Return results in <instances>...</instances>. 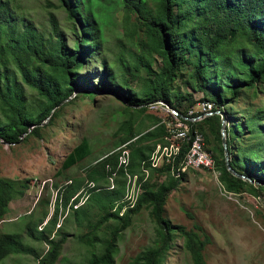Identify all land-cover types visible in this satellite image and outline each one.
Wrapping results in <instances>:
<instances>
[{"label": "trees", "instance_id": "16d2710c", "mask_svg": "<svg viewBox=\"0 0 264 264\" xmlns=\"http://www.w3.org/2000/svg\"><path fill=\"white\" fill-rule=\"evenodd\" d=\"M117 5L124 11L123 33L133 40L137 50L129 53L135 60L132 65L120 57L119 61L130 79L141 80V86L136 90L129 87V80L122 74L117 80L99 55L105 19ZM43 8L46 26L37 27L28 17L18 13L16 0H0V140L8 144L17 143L23 134L29 132L38 136L40 123L47 117L50 121L56 107L77 88L81 89L78 91L80 94L105 91L121 96L124 104L137 112L144 110V104L161 101L188 124L190 131L201 132L205 142L206 135L196 128L197 123L183 119V116L195 115H186L181 109L182 103L187 102L189 107L195 100L188 92L178 94L174 81L179 77L189 90L199 89L201 99L214 104L211 110L219 111L228 99L226 91L236 97L242 88L264 82V0H56V3L44 0ZM49 8L64 11L63 25L59 24ZM130 18L132 22H128ZM154 55L160 59L157 70L152 68ZM98 60L101 71L95 76V83H92L83 72H79ZM140 68L148 77L139 75ZM133 115L129 113L119 124L121 134L114 143V148L123 144L128 148L125 170L122 166H116V151L99 159L86 174L87 181L92 182L93 186L83 203L86 199L88 202L92 195L94 201L102 200L98 206L103 209V214L91 224L92 230L109 219L118 223L108 237L100 238L93 233L87 242L84 235L86 244L96 242L101 246L99 253L91 252L87 264H114L118 233L143 205L149 207L153 221L161 231L160 240L139 251L130 264H161L173 231L183 237L192 263L205 264L202 250L208 242L207 235L198 226H194V230L186 229L163 216L165 198L177 186L184 172L175 177L169 165L151 167L146 161L155 143L162 141L166 133L165 123L151 116L152 127L136 131L133 128ZM219 117L218 114H210L200 120L207 123L210 132L217 130L218 137ZM240 128H244L243 138ZM224 137L227 163L244 178L233 176L226 169L219 138L217 155L211 153L214 167L219 172V182L229 191L244 188L254 192L262 189L264 109H255L243 117L240 124L231 121L229 126H225ZM236 140L241 142L240 146L235 143ZM185 147L186 144L181 145L179 157ZM89 153V144L83 138L64 156L60 169H67ZM141 162H144L146 169L165 172L166 179L152 186L142 183L131 206L124 207L122 201L114 206L115 201L123 195L124 182L114 178L115 186L111 187L100 183H107L110 172L116 171L123 177L125 173L144 172ZM106 165H110V169L104 172ZM176 165L175 162L173 168ZM26 182L0 177V220L14 194H22L27 187ZM79 187V181L70 180L61 190L58 188L60 192L52 214L42 226L37 227V223H41L46 213L37 221L26 219L23 230L32 240L46 244L43 253L39 255L22 243L19 234L3 232L0 233V261L9 254L18 253L33 255L41 264H55L67 235V232L60 230V224L55 227L57 211L60 205L65 207L78 202ZM113 206V210H110ZM83 212L84 205L73 208L77 222L78 214ZM78 238L83 241L82 235Z\"/></svg>", "mask_w": 264, "mask_h": 264}, {"label": "rangeland", "instance_id": "374dc122", "mask_svg": "<svg viewBox=\"0 0 264 264\" xmlns=\"http://www.w3.org/2000/svg\"><path fill=\"white\" fill-rule=\"evenodd\" d=\"M51 1L56 3V0ZM16 3L19 14L28 17L37 27L46 26L44 0H16ZM49 9L54 12L59 24L63 25L64 11L59 8ZM123 14L122 7L117 5L105 19L99 55L106 61L108 71L116 75V79L122 74L129 80V87L136 90L141 86V80L130 79L119 61L120 57L122 61L132 65L135 60L129 53L137 52L133 40L123 33ZM132 20L130 18L128 22ZM99 63V60L91 63L89 68L84 67L86 69L79 73L83 72L92 83H95V76L101 71ZM159 66L160 59L154 55L152 68L157 70ZM139 75L148 77L143 68L139 69ZM173 84L178 94L188 92L195 100L189 107L184 101L181 109L186 114L191 110L189 116L195 115L193 121L197 123L196 128L206 135V148L213 155H217L221 137H218L217 130L210 132L207 123L200 121L205 116H198L203 111L201 103L205 102L201 99V91L189 90L179 77ZM79 90L81 89H75L70 97L56 107L50 121L47 117L40 123L38 136L28 131L29 133L23 134L17 143L8 144L0 141V177L16 181L27 180V187L22 194H14L9 201L7 212L0 220V233L19 234L21 242L33 248L39 255L45 251L46 244L34 241L25 234L23 227L26 219L37 221L46 213L41 223H37V227L42 226L52 214L62 187L70 180L80 182L78 202L71 206L60 205L57 211L55 227L60 224V230L67 232V235L55 264H87L91 252L99 253L101 246L96 242L92 245L86 244L84 235L87 242L93 233L100 238L108 237L111 229L118 225L115 220L109 219L93 231L91 224L103 214V209H99L98 206L102 200L96 202L90 195L88 202L87 199L85 203L83 202L88 190L93 186L92 182L87 181L86 174L99 159L119 151L120 146L114 148V143L121 134L118 130L119 124L129 113L134 114L133 128L136 131L150 129L151 116L164 123L178 118L172 113L171 108L161 101L155 106L149 105L150 102L144 104V110L137 112L130 110L121 96H114L105 91L80 94ZM226 97L228 99L220 106L225 117V126H229L231 121L240 124L243 117L255 109H264V82L250 88H242L236 97H232L230 91H226ZM214 114L219 115L216 112L211 113ZM243 134L244 128L241 138L244 137ZM83 138L89 144L90 153L67 169L61 170L60 165L64 156ZM239 140L235 141L238 146L241 145ZM109 169L110 165H106L104 172ZM218 173L206 169L184 170L177 186L165 198L163 216L171 223L181 224L186 229L194 230V226H198L207 235L208 242L202 250L205 264H264V184L262 189L254 192L244 188L240 191H229L219 182ZM114 178L124 182L123 195L115 201V206L116 202L122 201L125 195H128L131 182L135 183L132 191L134 195L136 191L141 190L142 183L152 186L166 179V173L147 168L145 172L128 173V176L123 177L114 171L107 175V183L100 185L115 186ZM79 205H84V212L78 214L77 222L72 210ZM114 206L110 210H113ZM160 232L149 212V207L143 205L137 213L130 216L129 224L118 233L114 264H130L131 259L139 251L159 242ZM81 235L83 241L78 238ZM0 264L41 263L33 255L17 253L9 254L0 261ZM161 264H193L184 247L183 237L176 231L171 233L168 249Z\"/></svg>", "mask_w": 264, "mask_h": 264}, {"label": "built area", "instance_id": "2783aa9c", "mask_svg": "<svg viewBox=\"0 0 264 264\" xmlns=\"http://www.w3.org/2000/svg\"><path fill=\"white\" fill-rule=\"evenodd\" d=\"M158 101L150 102L149 105L155 106ZM202 112H218V109L211 110L214 106L208 101L201 103ZM175 113L173 110H171ZM191 110L188 111V114ZM186 114V115H188ZM189 116V115H188ZM199 116V115H198ZM197 117V116H196ZM192 117L183 116V119H190ZM166 133L162 137V141L155 143L153 150L150 152L146 161L151 167H160L162 165H169L170 172L173 176H178L180 172H184L187 169H206L212 172L217 170L214 167V160L209 152L205 148L204 137L201 132L197 130L190 131L186 122L176 118L169 122H165ZM182 144H186L185 151L182 156L179 157L180 147ZM176 162V167L173 168V164ZM128 164V148L123 145L119 147L117 155V165L122 166L125 170ZM142 170L145 172L146 168L143 167L144 162H141ZM218 172V171H217ZM128 176V173H125ZM135 188V183L131 182L129 185L128 195H125L122 202L124 207L131 206L136 194L132 195V191ZM132 195V196H131ZM126 198V199H125ZM123 207V208H124Z\"/></svg>", "mask_w": 264, "mask_h": 264}, {"label": "water", "instance_id": "95a60500", "mask_svg": "<svg viewBox=\"0 0 264 264\" xmlns=\"http://www.w3.org/2000/svg\"><path fill=\"white\" fill-rule=\"evenodd\" d=\"M217 113H219L220 115V137H221V145L223 146V151H224V164L226 169L229 171V173H231L233 176L236 177H242L244 178V175L237 173L236 171H234L227 163V150H226V142H225V117L222 111H218ZM211 113L209 112H204L203 114H200L199 116H206V115H210ZM182 117V116H181ZM194 118H192V120H194ZM1 142H3L2 140H0ZM6 143V142H3ZM12 144V143H10ZM248 180L250 181L251 179L248 178Z\"/></svg>", "mask_w": 264, "mask_h": 264}]
</instances>
